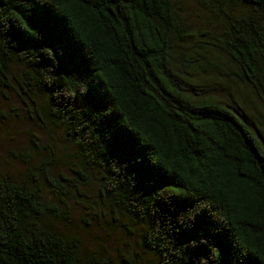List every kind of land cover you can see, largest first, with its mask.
Returning <instances> with one entry per match:
<instances>
[{
    "label": "trees",
    "instance_id": "16d2710c",
    "mask_svg": "<svg viewBox=\"0 0 264 264\" xmlns=\"http://www.w3.org/2000/svg\"><path fill=\"white\" fill-rule=\"evenodd\" d=\"M13 95L0 264H264V0H0Z\"/></svg>",
    "mask_w": 264,
    "mask_h": 264
},
{
    "label": "rangeland",
    "instance_id": "374dc122",
    "mask_svg": "<svg viewBox=\"0 0 264 264\" xmlns=\"http://www.w3.org/2000/svg\"><path fill=\"white\" fill-rule=\"evenodd\" d=\"M20 104L21 103L15 95L8 100L0 102V159L2 160H5V158L8 159L7 156L10 155L9 152L12 149H29L31 143L30 139L33 137L29 134L31 131L44 140H50L49 135L44 133L34 121H31L28 118L26 111L21 109ZM11 108H17V111L20 112L21 116L15 118ZM84 216L86 215L84 214L83 209L80 205H77L75 214L77 224L81 225L84 222ZM88 233V237L92 236L90 240L93 239V236L111 238L110 246L112 254L115 257H118L122 252V247L126 242H129L130 239H132V236L124 235L120 231L113 230L108 232L105 227H98L96 225H94ZM107 233H110L111 237L108 236Z\"/></svg>",
    "mask_w": 264,
    "mask_h": 264
}]
</instances>
